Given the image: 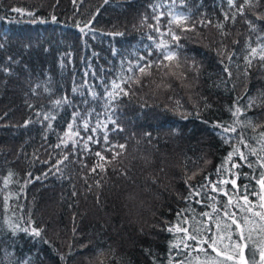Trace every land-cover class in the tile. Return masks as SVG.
I'll return each mask as SVG.
<instances>
[{
    "label": "trees",
    "instance_id": "16d2710c",
    "mask_svg": "<svg viewBox=\"0 0 264 264\" xmlns=\"http://www.w3.org/2000/svg\"><path fill=\"white\" fill-rule=\"evenodd\" d=\"M261 55L264 0H0V264L258 252Z\"/></svg>",
    "mask_w": 264,
    "mask_h": 264
},
{
    "label": "snow or ice",
    "instance_id": "6c2138e0",
    "mask_svg": "<svg viewBox=\"0 0 264 264\" xmlns=\"http://www.w3.org/2000/svg\"><path fill=\"white\" fill-rule=\"evenodd\" d=\"M179 22V21H177ZM173 39H178L177 37L173 36ZM256 49H251V54L255 55L256 53ZM175 54L174 53H169L167 54V56L165 57V59L168 60H172L174 58ZM262 60H264V55H261L260 57ZM251 63V61H249V64ZM140 72H144L145 69L143 67L139 68ZM114 87H119L118 85H114ZM121 91H123V89H121ZM127 94V93H125ZM109 95H111V93H109ZM60 101H57V104H59ZM237 111H239V109H237ZM47 118V117H46ZM85 128L88 127L87 124L84 125ZM225 131H229V129H225ZM231 131H235V129H231ZM262 136H264V134H262ZM91 139V138H89ZM59 147V145H57ZM247 146V145H245ZM120 148H123L124 145H120ZM97 155H99V153H97ZM118 155V153H117ZM241 155V159H244V154L240 153ZM64 159H67V156L64 157ZM264 159V158H261ZM249 165L251 166V161H249ZM261 167L264 168V164H261ZM95 170V169H93ZM257 183L259 185V187L261 189H264V171H262L257 179ZM233 184H235V181H233ZM245 191H247V186L245 185ZM213 188L215 190V185H213ZM254 195L258 196V199L260 201H264V195H261L260 193H253ZM243 200L245 201V204L248 205L247 208H242L241 210L247 211L252 213L253 216L258 217V220L256 221V223L260 226L259 227V232L260 233H264V203H261L259 205L261 211H253V208L255 207L254 203L249 202L248 201V197L247 195L243 196ZM239 207V205H238ZM226 215H229L232 217L231 220V225H235L236 230H237V235H238V239L237 241H232L231 236L229 235L227 237L229 243L227 245V247L233 249L234 251H236V256H227V259L232 260V259H236L240 262V264H249V259H251L252 264H264V247L260 248L259 251L257 252L256 249H252L249 252V259H246L244 256V248L247 247V244L244 243V241L249 240L252 238V232L253 229H249L248 234L245 235L244 233V229L243 226L249 224L250 219L249 217L245 216L244 218H242V220L238 221L237 219H235V213H225ZM231 225H228L227 227L230 228ZM171 231V229H169ZM178 231H184L185 233H187V229H177ZM23 231H29L28 229H23ZM30 234L34 235V236H39L40 232L39 230H31ZM189 240H196L197 243L203 244V243H209V246L212 248V250L214 252H216L217 256H219L221 254L220 251L217 250L216 247V241L212 240L210 237L208 239H204L203 236H201V238L199 240H197V237L195 235H189L188 236ZM221 239H224V237H221ZM187 247V245H186ZM203 250V249H202Z\"/></svg>",
    "mask_w": 264,
    "mask_h": 264
}]
</instances>
